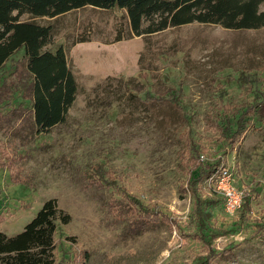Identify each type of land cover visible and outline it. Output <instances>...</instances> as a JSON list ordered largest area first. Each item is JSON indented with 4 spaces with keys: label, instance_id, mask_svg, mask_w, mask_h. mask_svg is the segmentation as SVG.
I'll return each mask as SVG.
<instances>
[{
    "label": "rangeland",
    "instance_id": "1",
    "mask_svg": "<svg viewBox=\"0 0 264 264\" xmlns=\"http://www.w3.org/2000/svg\"><path fill=\"white\" fill-rule=\"evenodd\" d=\"M20 18L51 24L45 47L62 45L76 90L64 121L39 131L22 50L1 64L0 158L11 165H0V230L19 231L54 197L69 220L53 234L52 264H194L208 248L209 264H264V25L191 21L135 35L123 8L88 5ZM240 73L257 80L241 84ZM170 88L178 104L143 99ZM252 102L259 108L241 137L223 144L221 114ZM195 150L223 158L235 188L250 193L247 206L228 210L207 177L189 184ZM98 162L113 184L87 176ZM193 191L208 214L200 229ZM126 193L163 213H136Z\"/></svg>",
    "mask_w": 264,
    "mask_h": 264
},
{
    "label": "trees",
    "instance_id": "2",
    "mask_svg": "<svg viewBox=\"0 0 264 264\" xmlns=\"http://www.w3.org/2000/svg\"><path fill=\"white\" fill-rule=\"evenodd\" d=\"M263 3L262 7L260 4ZM95 8H123L133 34L151 33L167 26L179 25L191 21L216 23L228 28H249L264 25V0H0V66L15 50L21 49L26 59L25 68L30 75L27 85L30 120L39 131H45L52 125L65 119L66 111L71 104L76 85L68 68L61 44L53 48L45 45L51 39V24L38 23L31 19H22L20 15L55 16L69 9L82 6ZM114 76H106L94 88L101 87L104 81ZM119 80L120 78L117 77ZM131 79L133 76L130 77ZM242 78V79H241ZM131 79L123 81L128 87L130 96L137 95L131 91ZM235 80L240 83H254L257 78L249 74H238ZM237 83V81H236ZM239 83V82H238ZM179 88L167 89L165 92H143V99L149 101H168L178 104ZM224 91L221 90V94ZM260 91L255 90L254 96L259 97ZM1 106V105H0ZM257 103H250L243 109L232 110L220 116L219 137L223 144L233 145L245 131L249 117L258 111ZM234 125V126H233ZM7 156V153H5ZM0 158V165H11L8 157ZM196 163L192 167L195 174L190 175L189 184L193 185L202 177L215 173L218 166H226L220 156L209 160L200 158L195 150ZM88 177L106 180L105 170L101 162L90 166ZM250 190V189H248ZM193 211L198 218V227H202V216H208L200 204L201 198L193 191ZM135 211L151 220L156 219L161 210L144 206L138 197L127 194ZM250 193L242 192L239 206H247ZM204 201V200H203ZM208 201L211 200L209 199ZM203 203V202H202ZM206 204V203H205ZM203 204V205H205ZM69 220L68 213L57 207L55 198L49 197L42 201L33 215L23 224L22 228L13 233L5 234L0 230V258L4 264H52L54 247L53 234L61 224ZM203 242L209 238L198 233ZM208 248L207 253L194 264H209L216 252ZM211 256H213L211 258Z\"/></svg>",
    "mask_w": 264,
    "mask_h": 264
},
{
    "label": "built area",
    "instance_id": "3",
    "mask_svg": "<svg viewBox=\"0 0 264 264\" xmlns=\"http://www.w3.org/2000/svg\"><path fill=\"white\" fill-rule=\"evenodd\" d=\"M214 182L216 192H218L228 210H233L240 204L241 191L236 189L231 181V171L227 166L219 165L216 172L207 177Z\"/></svg>",
    "mask_w": 264,
    "mask_h": 264
}]
</instances>
